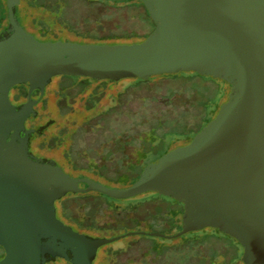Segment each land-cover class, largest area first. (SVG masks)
Returning <instances> with one entry per match:
<instances>
[{
  "label": "water",
  "instance_id": "obj_1",
  "mask_svg": "<svg viewBox=\"0 0 264 264\" xmlns=\"http://www.w3.org/2000/svg\"><path fill=\"white\" fill-rule=\"evenodd\" d=\"M155 30L142 42L40 41L6 0L0 32V264H46L57 244L71 264H94L112 238L76 231L56 202L95 191L115 200L149 192L185 206L178 238L208 228L235 238L244 264H264V0H143ZM194 72L230 84L228 101L192 142L148 163L131 186L75 178L55 161L30 154L20 137L36 101L14 104L16 86L44 94L55 77L120 82ZM86 184L87 188H81Z\"/></svg>",
  "mask_w": 264,
  "mask_h": 264
},
{
  "label": "rangeland",
  "instance_id": "obj_2",
  "mask_svg": "<svg viewBox=\"0 0 264 264\" xmlns=\"http://www.w3.org/2000/svg\"><path fill=\"white\" fill-rule=\"evenodd\" d=\"M41 1V4L45 6L34 7L29 0H20L21 10L18 14L20 22L40 41L84 42L86 38L94 35L89 30L95 33H106L99 26L100 23L116 16L115 24H110L112 30L115 31L113 37L131 38L136 43L144 41L155 30L152 19L149 17L141 18L137 9L122 5L117 8L116 5L120 0ZM7 24L8 20L5 16L2 27H6ZM35 26L42 30L38 32L29 29V27L33 29ZM189 75L190 77L188 76L189 78L186 79L187 85L180 81L179 84L178 81L156 80L137 89L131 88L133 84L131 79L123 80L116 85L105 88L101 102L95 106L93 111L87 113L84 104L91 92L97 87V84H92L91 88L83 95H77L73 99V107L76 111L75 115L85 112L89 119L94 118L95 122L93 121L94 123L88 131L82 133L74 155H69V152L65 154L62 151L57 152L61 161H53L72 177L79 178L90 173L89 165H84L88 162L96 166H107L106 168L113 173L116 172L117 168H122L125 163H128L124 154H113L121 136L128 142L125 150L132 162L137 160L143 144L147 141L151 142L152 145L155 143V139L159 141L158 153L165 147L175 149L187 145L192 139L194 140V133L203 130L208 123L210 124L216 118L222 105L228 101L231 91V85L228 83L223 89V80L201 76L194 72H189ZM52 81L62 85L64 87H60L62 90L66 88L63 92L66 97H69V88H81L82 86L77 80L70 79L69 76L55 77ZM206 82L207 84L213 82L214 85L210 84L209 88L203 89L201 86H204L203 83ZM214 86L218 89L221 88L220 93L218 89L216 92L213 90ZM127 88L131 94L125 106L115 110L117 108L115 106L116 95L124 92ZM56 108L57 106L54 109ZM110 109L112 112L104 116ZM56 112L58 119L61 122L64 121L60 117L62 113L58 114L57 109ZM75 115L71 116V122H69V128L72 130H75L84 121V116L76 117ZM73 120L77 123H72ZM69 146V144L65 146V151L68 150ZM149 162L152 163L153 161H147V164ZM80 165L81 168H77ZM115 187L123 188L121 186ZM147 194L126 200H114L100 193L97 194L99 196L97 199L102 200L99 203L101 209H106L105 214L103 211L98 213V219L102 222L113 220L110 228L98 230L99 236L112 238L130 232L151 233L150 230L153 228L149 223L143 221L140 223L132 217L135 208L140 211L144 207L141 205L142 202H148L155 196L152 193ZM70 196L71 194H68L65 198ZM60 203L58 202V205ZM108 203L114 204L117 209L121 208V211H114L108 207ZM160 208L162 207L153 208V212L149 213L150 217L157 213ZM85 212H90L88 207H85ZM59 216L62 220L61 214ZM180 225L181 223L177 222V224L168 225L158 230L159 233L169 237L171 236L169 234L178 231ZM201 231L190 232L178 238L127 236L104 247H113L119 252L117 255L118 264H212L211 257L215 258L214 264H224L225 249L211 252L208 250L207 244H197V242H203V234L199 233ZM4 255L5 252L0 247V260Z\"/></svg>",
  "mask_w": 264,
  "mask_h": 264
},
{
  "label": "trees",
  "instance_id": "obj_3",
  "mask_svg": "<svg viewBox=\"0 0 264 264\" xmlns=\"http://www.w3.org/2000/svg\"><path fill=\"white\" fill-rule=\"evenodd\" d=\"M29 2H31V5L34 7H39V6L43 5V4H41V2H42L41 0H31V1L29 0ZM120 5L129 6V8H131V9H137L139 12L138 14L141 18L144 19V18L149 17L151 19L150 13H149L148 9L146 8V5L144 4L143 0H120L116 5L117 8ZM43 6H45V5H43ZM103 8H106V7H103ZM110 8H112V7H110ZM20 10H21V7H20V5H18L17 6V16L20 13ZM5 16L8 20V10H7V6H6V0H0V32H2L7 27V26L4 28L2 27L3 23L5 21ZM116 17H114L111 20L104 21V22L100 23L99 26H101L102 29H104L106 31V33H103V34L95 33L94 31L89 30V31L93 32L94 35L86 38L85 41L81 42V43H99V44H103V43H110V44L134 43V41L131 38L122 39V37H119V38L113 37V35L115 34V31L112 30L113 28H111L110 24H112V23L115 24V21H117ZM28 26H29V24H28ZM154 27H155V24H154ZM29 29L32 31H38V32L42 30L36 26L33 29H31L29 27ZM107 31H110V32H107ZM188 76L190 77L189 73L182 72L179 74H168V75L153 76L149 80L131 79V81L133 82L131 88H133V89H137L139 87L142 88L148 82L153 83V81H156V80L157 81H169V80H171V81H178V83L180 81V82H183L184 84H186V82H187L186 79L189 78ZM70 79L77 80L79 82V85H82L81 88L73 87V89L77 88V90H78L77 92H74V90L71 92L70 89H72V88H69L70 98H73L77 95H83L86 91H88L91 88L92 84H97V87L91 92V95H90L91 97L89 96L90 101L87 104L88 109L92 108L94 106L95 102H98L100 100L102 95H104L105 91L103 92V90L105 88L107 89L108 86L117 84L116 82L111 81V80L99 81V80H94L91 78H84V77H70ZM130 94H131V92H129L128 88H127V90H125L124 92H120L116 95L117 97L115 98V102H116L115 106L117 108H115V110L121 109V108H123V106H125V103H126L127 99L129 98ZM60 96H61V99H60V101H58V108L61 109L62 106L66 105V103H65V98H66L65 96L66 95L62 92V94ZM207 102H208V100H207ZM110 112H112L111 109L107 110V112L104 114V116L106 114H109ZM75 113L76 112L72 113V116H74ZM85 115H86L85 112H81L78 115H75L76 117H78V116L83 117L84 116L83 124H81V126L77 127L76 129L74 128L75 130L69 131V134L67 133L68 132L67 130H65V129L62 130V132L54 140L57 143V145L69 143V145H70L69 155H74V153L76 152V150H77L76 147L79 145V142H78L79 135L82 136V133L84 131H88L92 127L93 123L95 122L94 118L89 119V117L87 115L86 116ZM69 120H70V117H69L68 121ZM65 123H66L65 121L62 122V124H65ZM72 123L76 124L77 122L74 121ZM74 124H72V125H74ZM201 130H199L197 133H199ZM197 133H194V135H196ZM117 142H118V145L113 150V153L117 152V151H123L128 146L127 140H124V138H122V136L118 139ZM158 142L159 141L157 139H155V143H153V145L149 141L145 142L143 144L144 146L142 147L141 151L139 152L137 162H134L132 164H126L125 163V165L122 168H117L115 170L116 172H114V173L111 172L110 170H108L106 168L107 166L89 165L88 170L94 177L98 178L100 181L103 182V184H105L107 186H110V187H112V186L113 187H115V186L128 187V186L132 185L139 178L143 169L147 166L148 160H152L154 162L157 159H159L162 155L168 153L169 151H171L173 149L171 147H165V148L161 149L160 153H158V151H157L158 147H159ZM150 143H151V145H150ZM91 166H93L94 168H92ZM77 168H81V165H80V167H77ZM96 193L99 194L98 192H93V194H91L89 196H85V197L90 198L88 200H91V198L93 200H95V199L98 200L97 197H99V196ZM152 194H155V196L152 197L151 200L148 202H142L141 201L142 202L141 205H143L144 207H142L140 209V211H137V208H135L134 212L132 214L135 213L134 215H137L139 218H146V216L150 213L151 209L153 212V208L162 207L154 215L165 212L166 210L172 211V213H173V214H171L172 216H167V220H169V222L171 223L170 226L177 224V223H175L176 220L174 218L176 216H179V213H180V212L178 213V211L175 210L177 208V206L179 205L178 202L172 198H169V197L159 196L157 193H152ZM92 195H94V196H92ZM102 195H104V194H102ZM106 197H108V196H106ZM108 198H110V197H108ZM110 199H112V198H110ZM100 201H102V200H100ZM100 201H99V203H100ZM151 206L153 208H151ZM108 207L113 208V210L116 212L121 211V208L117 209L114 206V204H111V203L110 204L108 203ZM75 224H77L79 229H83L82 230L83 233H87L89 235L91 234L88 232L90 228H87V226H83V225H80L78 223H75ZM158 229L159 228L156 225H154L153 229L150 230V232L151 233L159 232L160 229L159 230ZM181 229H182V227L180 225V228L178 229L177 232H174V233L169 234V235L173 236V235L177 234L178 232H180ZM92 230H96V229H92ZM199 233L203 234V236H202L203 242L200 241V242H197V244H199V243H205V245L207 244L208 250L211 252H217L218 250L225 249L224 251L226 252V254H225L226 257H225L224 264H244L242 261L244 249H243L242 245L235 238H233L227 234H224V233L220 232L219 230L213 229V228L212 229H210V228L204 229ZM141 235L142 236H152V235H150V233L149 234L144 233ZM137 236H139V235H137ZM152 237H155V236H152ZM211 258H212L211 262H212V264H214L215 258L214 257H211ZM204 264H206V263H204Z\"/></svg>",
  "mask_w": 264,
  "mask_h": 264
},
{
  "label": "flooded vegetation",
  "instance_id": "obj_4",
  "mask_svg": "<svg viewBox=\"0 0 264 264\" xmlns=\"http://www.w3.org/2000/svg\"><path fill=\"white\" fill-rule=\"evenodd\" d=\"M30 33H32V32H30ZM126 80H128V79H126ZM57 83L58 82H56V81L55 82L51 81L47 85L44 94H42L41 91H39V90H35L32 92L31 95H29V87L28 86H26V85L16 86L10 90L9 96H10L11 101L16 105L27 102L29 97H31L32 99H34L36 101L33 113L27 119V121L25 123V130L29 134L25 135V133L22 132L20 134V137L23 139H26L27 148H28V151L30 154H33L34 156H36L38 158H43V159H47V160H56L59 162V161H61V158L57 155V152L62 151L63 154L69 152V148L67 151H65L66 150L65 146H67V144H69V143L57 145V143L54 140L57 138V136L64 129L68 131L67 132L68 134H69V131H73L71 128H69L70 127L69 126L70 120L68 121V119H69V117L71 118L72 113L76 112L74 107H73L74 106L73 99H75L76 96L73 98H70V96L69 97L65 96L66 97L65 98L66 105L62 106L61 109L58 108V101H60V99H61L60 95L62 94V92H64L66 90V88H65V90H62V88H60V87H63V86L60 84H57ZM116 83H119V82H116ZM226 83L227 82L223 81V85H224L223 89H225ZM210 84L214 85L213 82H209L208 84L206 82V83H203L204 86H201V87L203 89L209 88L208 86H210ZM213 88H214L213 90L215 92L219 90V93H220L221 88L218 89V87H216V86H214ZM73 90L75 92L77 90V88L70 89L71 92ZM90 97H88L86 103L84 104L85 110L87 113L93 111L95 109V106L101 102V98H100V100L98 102H95V104L92 108L88 109L87 104L90 101ZM55 98H56V100H55ZM55 106H57L56 109L58 111V114L62 113L63 116L61 115L60 117L63 118V120L65 122H67L66 124H62L63 121L61 122L58 119V117L56 116L57 112H56V109H54ZM79 126H81V125H79ZM196 136H197V134L195 135V137ZM81 137L82 136L79 135L78 142L81 140ZM114 153L124 154V156L126 158L125 160L128 162L126 164H132L134 162H137V160L134 162L129 160L128 154H126L127 152L125 149L123 151H117ZM163 156H161V157H163ZM148 161H152V160H148ZM154 162H152V163H154ZM84 165H95V164L88 162ZM91 167L94 168L93 166H91ZM144 169H143V171H144ZM143 171H142V173H143ZM141 174H140V176H141ZM140 176H139V178H140ZM79 178H88L90 180H93V181H96L98 183L103 184L102 181H100L98 178L94 177L91 173H89L87 175H82V177H79ZM81 188H87V185L81 184ZM93 192H95V191H90V192H85V193H77V194L70 193L71 194L70 197H67V198L63 197L65 199H63V198L59 199L60 201L58 200L56 203L57 215L60 218L59 215L61 214L62 221H64L66 224L72 226L76 231L82 232V230H83V229H79L77 224H75V223H78L80 225L87 226V228H90L88 232L91 233V235L99 236L98 230H103V229H106L108 227L110 228V225L112 224L113 220L110 222H102L98 219V213L100 211H103V214H105L106 209H101V206L99 204V200H96L95 198H94L95 200H93L92 198H91V200H88L90 198L85 197V196H89V195L93 194ZM151 193H156V192H151ZM157 194L159 196H163L159 193H157ZM92 196H94V195H92ZM146 196H143V197H146ZM163 197H166V196H163ZM176 201L178 202L179 205L177 204L178 206L175 210H177L178 213L179 212L180 213H179V216H176L175 218L174 217L173 218L176 220L175 223H177V222L181 223L182 222L181 223V227H182V225H183V214L185 212V206L182 202H179L178 200H176ZM58 202H61V203L58 205ZM143 202H145V201H143ZM85 207H88L90 212H85ZM151 208H153V207L151 206ZM151 211H152V209H151ZM164 214H166V215H164ZM171 214H173L172 211L166 210L165 212H162V213L157 214V215H153L152 217H150V214H148L146 216V218H139L137 215H133L132 217H134L135 220L139 221L140 223L142 221L149 223L152 226V228L154 227V225H156L159 229H162V228L167 227L168 225L171 224L169 222V220H167V216H172ZM140 225H142V224H140ZM92 229H96V230H92ZM48 249L50 251H52L55 254V256L52 257L50 255H47L46 256V258H47L46 264H71L67 256H61L62 250L59 248V246L57 244L50 245L48 247ZM118 253L119 252H117L115 249H113V247H110V248L104 247L103 249L100 248L98 251L96 260L94 261V264H118V262H117Z\"/></svg>",
  "mask_w": 264,
  "mask_h": 264
}]
</instances>
